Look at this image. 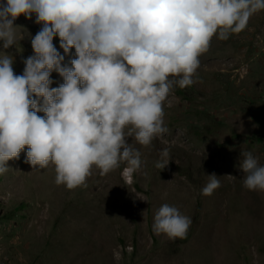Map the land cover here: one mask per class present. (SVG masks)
<instances>
[{"label":"rangeland","instance_id":"obj_1","mask_svg":"<svg viewBox=\"0 0 264 264\" xmlns=\"http://www.w3.org/2000/svg\"><path fill=\"white\" fill-rule=\"evenodd\" d=\"M15 24L31 36L42 27L35 14ZM53 43L63 53L58 37ZM6 51L22 74L30 38ZM200 61L196 82L176 87L165 102L169 132L148 146L128 138L142 159L131 183L123 163L107 174L94 166L85 184L67 189L55 183L54 165L36 170L25 162L27 147L7 162L0 264H264V191L244 188L239 167L242 150L264 165V11L228 39L214 36ZM51 79L52 87L63 83L56 72ZM163 149L170 161L160 169ZM212 173L221 186L206 196ZM164 203L191 218L185 238L153 231Z\"/></svg>","mask_w":264,"mask_h":264},{"label":"clouds","instance_id":"obj_2","mask_svg":"<svg viewBox=\"0 0 264 264\" xmlns=\"http://www.w3.org/2000/svg\"><path fill=\"white\" fill-rule=\"evenodd\" d=\"M261 11L264 0H0V175L27 147L25 162L36 170L54 165L55 183L67 189L85 184L94 166L107 174L122 163L131 183L142 159L128 138L148 146L168 133L165 102L196 82L212 38L245 30ZM33 14L42 25L35 36L15 24ZM25 36L33 54L16 74L6 50ZM53 72L63 79L57 87ZM160 157L163 169L168 150ZM240 157L243 187L264 191V165L252 151ZM207 177L206 196L221 186L215 173ZM191 223L164 203L152 228L183 239Z\"/></svg>","mask_w":264,"mask_h":264}]
</instances>
